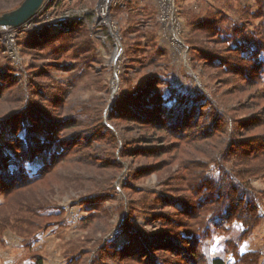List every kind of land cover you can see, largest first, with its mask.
<instances>
[{"label":"rangeland","instance_id":"obj_1","mask_svg":"<svg viewBox=\"0 0 264 264\" xmlns=\"http://www.w3.org/2000/svg\"><path fill=\"white\" fill-rule=\"evenodd\" d=\"M95 1H52L49 9L55 20L62 14H69L64 21L78 19L71 32L57 20L49 22L52 28L44 31V27L0 31V86L3 78L9 84L14 83L11 79L27 82L28 88L33 82L36 95L30 97V107L37 103L39 109L59 119V125L84 108L82 116L90 122L102 108L103 125L114 127L105 130L100 123L96 129L83 123L76 127L71 122L75 127L55 131V135L65 132L80 151L77 156H67L69 161L62 168L33 186L37 193L48 196L41 200L50 206L48 220L39 229L22 220L20 233L10 228L5 218L23 195L0 194V264H36L39 258L42 264H148L150 256L156 258L155 264H168L167 259L190 264L182 260L189 257L186 250L183 255L173 248L181 235L188 237L187 229L180 225V220H191L185 209L205 196L189 190L191 180L185 179L187 164L183 161H191L190 168L197 173L196 163L205 164L212 195L227 199L229 188L212 181L223 180L236 160L234 155H222L227 166L223 169L217 159H210V155L216 156L210 138H201L208 146L199 150L192 129L186 127L178 134L175 128L142 117L139 108L150 110V106L138 103L139 98L148 99L152 89L173 110L185 111V105H193L198 112L194 117L212 114L210 92L224 95L233 129L241 127L239 132L244 134L249 129L248 136L264 137V93L259 88H264V81L254 87L243 81L244 74L230 67L239 59L246 66L257 57L264 60V0H175L172 7L164 0H129L111 18L116 31L96 24ZM231 53L236 56L232 63L216 68L221 57ZM255 98L262 100L257 103ZM79 101L83 107L71 110ZM59 102L62 105L57 109ZM206 103L209 107L205 108ZM130 107L135 111L132 117L127 115ZM162 120L168 124L166 116ZM257 122L259 126H255ZM17 123L18 131L9 122L0 128V154L10 160V168L23 166L35 173L50 162L53 151H62L61 141L54 137L50 149L30 159V153L15 142L49 134L29 117ZM88 140H94L97 148L90 151L93 161H82L88 151L81 147ZM250 187L259 193L262 222L239 242L241 222L221 220L207 212L211 234L201 239L206 256L232 264L234 251L256 250L264 264V176L252 177ZM31 197L27 196L33 201ZM194 225L193 220L190 226ZM165 243H171L173 251L162 248ZM141 247L146 251L138 255ZM125 249H130L131 256Z\"/></svg>","mask_w":264,"mask_h":264},{"label":"trees","instance_id":"obj_2","mask_svg":"<svg viewBox=\"0 0 264 264\" xmlns=\"http://www.w3.org/2000/svg\"><path fill=\"white\" fill-rule=\"evenodd\" d=\"M22 1L23 0H0V11L4 12L8 7L18 6ZM77 21L78 19H68L66 21H62L61 23L63 28H67L66 32H71L75 28L73 26L77 24ZM42 27H44L43 31L47 27L52 28L49 22L44 24ZM62 31L64 32V30ZM49 37L51 36H48L47 38ZM230 57L231 59L228 61L227 59ZM235 58V54L231 53L229 57H221L219 64H215V66H217L216 68L219 69L222 65L224 66V64L232 63ZM230 67H232L231 69H233V71L237 72L238 74H244L243 81L245 83L251 82V85L254 86L258 85V82L264 81V60L260 59L259 57L252 59L251 66H246L245 60L239 59L235 60V62ZM43 74H45V72ZM11 78H13V76H11ZM2 80L5 82L1 81V83H3L2 86H0V105H5L0 107V128L5 127V124H8L9 122L10 125H14L12 129L18 131L19 127L17 121L19 122L21 118L29 117L34 122L33 125H37L36 127L38 129L45 130L47 135L49 134L43 139L37 138L36 140L32 141L26 139L18 140V142H15L17 147L23 149L22 151L24 152L26 151L30 153V159H34L38 152L50 149L52 147L53 142L55 141L54 137L59 138L62 144V151H53L50 156V162L35 173H30L28 169L23 166L10 168V160H7L6 157L0 154V194H4L6 197L10 196L12 193H20L19 195H23L22 200H18L15 210L10 211L8 217L5 218V220L8 219L6 224L8 223L7 225L10 228L13 227L12 229L20 233V226H23L20 220L27 221L29 225L35 224V226H37L39 229L40 225L47 222L48 217L46 215H50L48 213L50 206L41 200L42 198L47 199L48 196H46L45 193H37L36 190L32 189L33 186L36 185L40 180L45 179V177L48 176L52 171L56 170L57 168H62L69 161L66 159L67 156H77L76 154H78L80 151V147L77 146V142L75 144L73 141H71V139L65 137V132L62 135H55V131L59 133L65 129H71L75 126L78 127L80 123L85 124L87 127L93 125L92 127L94 129L97 127L96 123H100L98 125H101L105 130H110L107 126L113 129L114 127L111 126V124L103 125L101 115L102 108L95 112V117L90 122L84 118L85 116H82L84 114L83 111L86 110V108H84L85 110L81 109L75 118L69 119V117H67L64 120L65 124L63 126L61 124L59 125L61 121L56 117L49 116V114L44 110L39 109L36 105L37 103L32 108L30 107V97L36 95V92L32 90V86L34 84L32 80H30V82H32L30 88H28L27 82L24 84L11 79V82L14 83L9 84V79L3 78ZM6 80H9V83H6ZM259 88L264 93V88ZM151 91L153 93H149L150 97L148 99L143 98L140 100L139 98L138 103H144L145 105L150 106V110L147 109L148 107L139 108L142 117L144 116L152 124L160 123L165 128H175L177 129L175 131L178 134L184 131L186 127L192 129V133H194V135L191 136L193 142L196 143L197 149H204V146H208L209 142L213 146L212 149L215 151L214 155H216H210V159H217L221 163L223 169H226L227 166L225 163H222L223 161L221 156L225 155L228 158H232V155L235 156L236 164L228 172H224L225 178H223V180L219 179L212 181L214 184L216 182H220L226 188H229L225 193L227 199L221 198L219 195L217 197L212 195L210 189L212 183L211 181L206 182L205 180V178H207V176L204 174L206 167L205 164L201 162L196 163L197 165L194 166V169L198 170L197 173L193 171L192 168H190L191 161H183L184 164H187L185 179L191 180V186H189V190H191V192H193L198 197L204 195L205 198L204 200H200L198 202H188L190 206H188L185 210L188 212L190 211L189 215L191 216V220H180V225L187 229L186 234L188 237L181 235L176 241V246L173 248L175 251H178L179 254L185 255L186 252L189 254V257H186L187 259H182L185 263L186 261H189L190 264H225L224 259L218 257L210 258L209 256H206V253L201 249V246L203 245L201 239L203 240L209 237L211 234V227L209 224L210 220L206 214L207 212L212 211L215 215L221 217V220H226L228 222H241L243 225V231L240 234L239 242L247 239L254 232V229L262 222V216L259 213V193L251 189L250 180L252 177L264 176V137L259 138L258 136H254V138H252L254 134L252 136H248V132H250L249 129H246L247 134L239 132V128L241 127H236L233 129L232 120H230V115L227 108L225 107L227 99L224 97V95H214L212 92H210L211 97H206L211 103L210 107L212 109V114L208 116L199 114L194 117V113L198 112H195V110L192 109L193 105H185V111L179 110L178 108L173 110L174 107L164 105L159 95L153 89ZM255 99L258 103L264 98ZM59 103L60 105L58 108L56 107L57 109H59L62 105L61 102ZM194 103H197V101ZM25 104L26 106H24ZM126 105L128 104H125V107ZM23 106L24 109L22 111L19 110ZM75 106H77L76 109L83 107L79 101L77 102V105L71 106V110H73ZM204 107H209V104L206 103ZM132 108L133 107H130L127 110V115L131 117V114H135V111ZM20 112L22 113L20 114ZM22 114L23 116H21ZM162 116H166V118L169 119L168 124L167 121L162 120ZM129 119L133 120V118ZM191 120L193 122L192 125H185L186 122ZM71 122H74L75 126L70 125ZM203 122L205 124L201 125ZM259 125L260 124H258V122L255 124V126ZM23 128L27 127H25L23 124ZM31 129L32 128L30 127L28 131L31 132ZM170 130L167 131L169 132ZM238 133L239 135H237ZM203 137H207V140L210 138V141L207 142L201 139ZM15 141H17V138ZM83 144L84 145L81 148H85L88 153L86 154V157L82 155L81 160L85 161L88 158L93 161V154L90 151L95 147L97 148V144L94 143V140H88ZM235 145L238 146L237 148H239V150L235 148ZM177 146L180 147V142L177 144ZM219 152L221 153L218 154ZM200 172L203 173L204 176H202ZM182 178L183 174L181 173V179ZM29 195H32L31 199L33 201L28 200L27 196ZM39 195L43 197H39ZM261 195L264 197V192H262ZM13 218H15V220H13V223H11L10 220ZM193 220L195 221V225L190 226V222ZM163 245L165 246L162 248H166L167 251H173L171 243H165ZM144 250L146 251L144 247H141L140 251L137 252L138 255H140V252H143ZM185 250L186 252H184ZM123 252L127 253L126 255L131 256L130 249H125ZM145 256L148 255L145 254ZM233 257L234 262L232 264H262L261 254L256 250L243 254L239 253L238 251H234ZM155 260L156 258H151L150 256V258H148V264H155ZM167 261L169 262L168 264H179L175 263L173 259H167ZM36 264H42V259L39 258Z\"/></svg>","mask_w":264,"mask_h":264},{"label":"built area","instance_id":"obj_3","mask_svg":"<svg viewBox=\"0 0 264 264\" xmlns=\"http://www.w3.org/2000/svg\"><path fill=\"white\" fill-rule=\"evenodd\" d=\"M53 0H46V3L44 7L37 13V15L27 23H25L22 27L19 28H8L9 30H16V29H28V28H41L44 24L48 22H52L55 19L53 18V15L51 14V11L49 7L51 6ZM73 1V0H72ZM129 0H96L95 6H94V20L97 25H108L109 29L115 30L116 28L113 26L112 23V16L115 15V13L125 7L127 5ZM175 0H164V4L168 7H172ZM69 17V14H62L59 18H57V21H64L66 18ZM55 20V21H56ZM56 21V22H57ZM37 22V24H35ZM6 29V30H8ZM118 38V35H117Z\"/></svg>","mask_w":264,"mask_h":264},{"label":"water","instance_id":"obj_4","mask_svg":"<svg viewBox=\"0 0 264 264\" xmlns=\"http://www.w3.org/2000/svg\"><path fill=\"white\" fill-rule=\"evenodd\" d=\"M45 3L46 0H23L15 9L0 13V31L22 27L37 15Z\"/></svg>","mask_w":264,"mask_h":264},{"label":"bare ground","instance_id":"obj_5","mask_svg":"<svg viewBox=\"0 0 264 264\" xmlns=\"http://www.w3.org/2000/svg\"><path fill=\"white\" fill-rule=\"evenodd\" d=\"M4 31V30H3Z\"/></svg>","mask_w":264,"mask_h":264}]
</instances>
